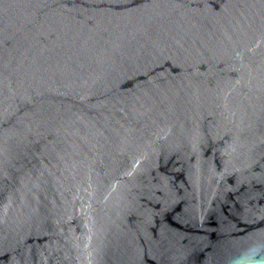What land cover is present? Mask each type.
<instances>
[{
  "label": "water",
  "instance_id": "1",
  "mask_svg": "<svg viewBox=\"0 0 264 264\" xmlns=\"http://www.w3.org/2000/svg\"><path fill=\"white\" fill-rule=\"evenodd\" d=\"M0 264H264V0H0Z\"/></svg>",
  "mask_w": 264,
  "mask_h": 264
}]
</instances>
